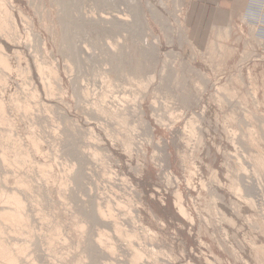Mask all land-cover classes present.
I'll list each match as a JSON object with an SVG mask.
<instances>
[{"label": "rangeland", "instance_id": "rangeland-1", "mask_svg": "<svg viewBox=\"0 0 264 264\" xmlns=\"http://www.w3.org/2000/svg\"><path fill=\"white\" fill-rule=\"evenodd\" d=\"M0 264H264V2L0 0Z\"/></svg>", "mask_w": 264, "mask_h": 264}, {"label": "bare ground", "instance_id": "bare-ground-1", "mask_svg": "<svg viewBox=\"0 0 264 264\" xmlns=\"http://www.w3.org/2000/svg\"><path fill=\"white\" fill-rule=\"evenodd\" d=\"M61 1H62V0H61ZM102 1H103V0H102ZM129 1H130V0H129ZM58 2H59V1H58ZM67 2H68V1H67ZM70 2H71V1H70ZM74 2H75V1H74ZM77 2H78V1H77ZM63 3H64V2H63ZM65 3H66V2H65ZM65 3H64V5H65ZM106 3H107V2H106ZM128 3H129V2H128ZM66 5H67V4H66ZM68 5H69V4H68ZM62 7H63V6H62ZM64 7H65V6H64ZM67 7H68V6H67ZM67 7H66V8H67ZM67 10H68V9H67ZM66 13H67V12H66ZM68 13H69V12H68ZM69 16H70V15H69ZM118 16H120V15H118ZM103 17H105V16H103ZM119 18H120V17H119ZM82 19H83V18H82ZM102 19H103V18H102ZM104 19H105V18H104ZM104 19H103V20H104ZM121 19H122V18H121ZM71 20H72V19H71ZM77 20H79V18H78ZM64 21H66V20H64ZM116 21H118V20H116ZM74 23H75V22H74ZM74 23H73V25H74ZM68 24H69V22H68ZM68 24H67V25H68ZM115 24H116V23H115ZM65 25H66V24H65ZM64 27H65V26H64ZM69 28H70V27H69ZM78 28H79V27H78ZM63 29H64V28H63ZM75 29H76V28H75ZM72 30H73V29H72ZM77 30H78V29H77ZM75 31H76V30H75ZM68 32H69V30H68ZM67 35H69V33H68ZM67 35H66V36H67ZM73 35H74V34H73ZM75 37H76V36H75ZM62 38H63V37H62ZM64 38H65V37H64ZM66 38L70 39L69 37H66ZM71 40H72V39H71ZM63 41H65V40L63 39ZM68 41H69V40H68ZM72 42H73V41H72ZM68 43H69V42H68ZM70 44H71V43H70ZM63 45H64V44H63ZM63 47H64V46H63ZM221 47H222V44H221ZM69 48H70V47H69ZM213 48H214V47H213ZM70 49H73V48H70ZM70 49H69V50H70ZM222 49H223V48H222ZM222 49H221V50H222ZM76 50H77V49H76ZM64 51H65V50H64ZM71 52L74 54V52H76V51H74V52L71 51ZM65 54H66V53H65ZM67 54H68V53H67ZM77 54H78V53H77ZM68 56H70V55H68ZM74 56H75V54H74ZM77 56H78V55H77ZM69 58H70V57H69ZM71 58H72V57H71ZM77 59H78V58H77ZM3 62H4V61H3ZM135 68H136V67H135ZM138 69H139V68H138ZM145 69H146V68H145ZM132 70H133V69H132ZM151 79H152V78H151ZM137 83H138V82H137ZM140 85H141V83H140ZM223 97H224V96H223ZM221 98H222V97H221ZM225 99H226V98H225ZM229 102H230V101H229ZM227 103H228V102H227ZM78 152H79V151H78ZM78 171H79V170H78ZM78 171H77V172H78ZM82 173H83V172H82ZM76 174H77V173H76ZM79 175H80V174H79ZM79 175H78V176H79ZM81 175H82V174H81ZM73 176H75V175H73ZM81 177H82V176H81ZM74 178H76V177H74ZM79 179H80V178H79ZM73 180H74V179H73ZM78 184H79V183H78ZM81 185H82V184H81ZM175 193H176V192H175ZM176 195H177V194H175V196H176ZM177 196H180V195H177ZM177 196H176V197H177ZM179 198H180V197H179ZM179 198L177 197L178 200H179ZM180 200H181V199H180ZM180 200H179V201H180ZM174 202H175V201H174ZM176 203H177V202H176ZM179 203H180V202H179ZM178 205H182V204L180 203V204H178ZM178 205H177V206H178ZM177 206H176V207H177ZM180 208L183 209V207H180ZM181 209L179 210V208H178V210H179L180 212H181V211L183 212L184 209H183V210H181ZM183 213H186V212H183ZM187 215H188V214H187Z\"/></svg>", "mask_w": 264, "mask_h": 264}, {"label": "crops", "instance_id": "crops-1", "mask_svg": "<svg viewBox=\"0 0 264 264\" xmlns=\"http://www.w3.org/2000/svg\"><path fill=\"white\" fill-rule=\"evenodd\" d=\"M219 1H222V0H216V2H219ZM229 1L233 3V2H247L249 0H223V2H229ZM258 1L264 2V0H258Z\"/></svg>", "mask_w": 264, "mask_h": 264}]
</instances>
